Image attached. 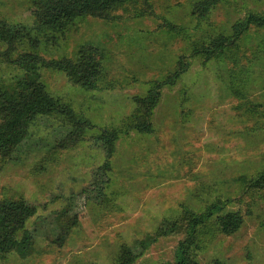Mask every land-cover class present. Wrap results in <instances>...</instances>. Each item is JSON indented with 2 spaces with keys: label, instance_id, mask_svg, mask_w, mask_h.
<instances>
[{
  "label": "rangeland",
  "instance_id": "rangeland-1",
  "mask_svg": "<svg viewBox=\"0 0 264 264\" xmlns=\"http://www.w3.org/2000/svg\"><path fill=\"white\" fill-rule=\"evenodd\" d=\"M200 1H129L108 20L80 18L38 36L37 48L18 43L15 60L27 52L47 62L89 58L99 75L97 89L88 90L64 72L37 69L49 94L94 128L76 146L59 149L66 118H40L26 145L0 153V201L25 200L37 208L26 227L35 232L33 252L27 259L1 255L0 264H116L120 246L136 241L152 243L136 264L173 262L191 214H205L217 202L226 204L224 212H239L243 225L226 236L217 217L210 218L198 227L193 257L199 264H264V191L242 181L264 170V27L252 26L209 61L195 53L230 39L249 14L263 15L264 0H223L206 19L193 14ZM34 2L0 0V22L34 27ZM6 49L0 43V54ZM181 60L187 71L162 89L154 131L118 140L106 199L88 200L83 191L107 161L94 139L142 118L134 99L165 81ZM25 74L0 58V89L12 90ZM166 220L178 222L180 232L159 237ZM62 226L69 236L58 245Z\"/></svg>",
  "mask_w": 264,
  "mask_h": 264
},
{
  "label": "trees",
  "instance_id": "trees-1",
  "mask_svg": "<svg viewBox=\"0 0 264 264\" xmlns=\"http://www.w3.org/2000/svg\"><path fill=\"white\" fill-rule=\"evenodd\" d=\"M129 1H143L145 4L149 2V0H35L32 12L35 19L34 27L13 25L7 21L0 22V43L7 47L5 52L0 54V58L26 72L25 77L14 79L12 90L0 89V153L2 155L9 156L26 145L31 126L40 118L51 116L66 118L68 123L59 131V135H63L57 144L59 149L76 146L85 138L87 132L94 128L91 120L80 117L69 106L60 105L49 94L46 86L37 76V69L49 67L64 72L73 83L88 90H95L99 75L95 68L96 62L89 58L82 59L80 63L70 59L47 62L35 52L24 53L15 60L13 54L18 43L28 41L30 48H37L40 45L38 36L63 30L80 18L108 20L114 9ZM221 1L223 0H201L195 5L193 14L200 19H206ZM252 26L264 27V14H249L244 21H238L233 26V35L230 39L215 40L210 46L203 47L195 53L203 55L206 61H209L228 47L235 46ZM177 67L178 69L165 81L152 87L146 96L134 99L135 104L143 111L142 118H138L135 124L128 125L125 129L104 130L94 139L97 144L95 145L103 149L107 161L95 170L89 186L83 191V195L88 200L96 203L105 201L106 189L110 182L108 177L111 170L110 159L115 154L118 140L132 131L146 134L154 131L151 119L159 106L162 89L174 85L187 71L183 60ZM242 181L247 188L264 191V170L251 179L242 178ZM225 208V203L217 202L205 214H191L192 218L187 224L185 237L179 241L176 248L174 261L164 264H199L192 255V248L198 227L212 217H217L222 234L226 236L236 234L243 225V217L239 212H224ZM36 214L37 208L25 200L0 201V256L16 252L21 259H27L31 255L35 232L27 230L26 227ZM179 227L178 222L166 220L160 226L157 235L163 237L179 233L181 229ZM69 229L62 226L54 242L62 245L69 236ZM151 244L149 241H136L132 245H121L116 264H136Z\"/></svg>",
  "mask_w": 264,
  "mask_h": 264
}]
</instances>
